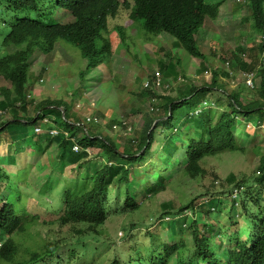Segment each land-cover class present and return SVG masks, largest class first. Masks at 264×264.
I'll return each mask as SVG.
<instances>
[{
    "label": "trees",
    "instance_id": "trees-1",
    "mask_svg": "<svg viewBox=\"0 0 264 264\" xmlns=\"http://www.w3.org/2000/svg\"><path fill=\"white\" fill-rule=\"evenodd\" d=\"M222 2L0 0V78L7 81L0 86V113H10L7 119L0 118V146L9 144L7 152L0 153V192H8L0 199V264L97 263L109 248L108 242L100 239L101 231L97 227L110 217L112 202L121 204L119 210L122 212L139 209L146 199H153L165 191L169 180L178 176L196 178L204 175L201 162L205 157L241 150L237 128L244 129L243 138L253 136L255 139L260 134L259 130L251 133L246 127L251 124L255 128H264V0L239 1L240 7L247 8L250 22L261 35L260 42L248 50L250 61L238 56L236 50H232V57L226 60L224 54L217 52V46L206 50L197 40L207 19L219 16ZM120 7L131 8V19L141 21V28L151 32L144 36L146 40H153L162 33L173 36V44L177 42V46L198 58L200 72H210L211 81L200 85L184 83L185 86H176L168 95H159L158 101L152 103L151 111L142 112L140 127L123 136L109 133L101 123L95 124L94 129L89 126L91 124L75 123L72 103L62 98L36 101L27 97L30 57L36 49L49 53L58 41H67L80 49L88 65L94 67L103 61L106 53H113L112 41L107 36L108 17L115 15ZM67 14L73 19L65 21L60 17ZM116 28L120 29L119 39L126 43L125 28ZM242 49L239 47L240 51ZM177 60L181 62V59ZM218 61L227 62L231 71L236 65L240 66L241 81L235 87L225 81L231 72L217 65ZM161 66L166 70L164 76H178L173 61ZM249 76L252 85L246 82ZM31 108L35 114H30ZM51 114L57 116L53 118L57 127L69 135L65 136L63 132L51 135L46 131L36 137L47 142L46 145L41 142L34 145L39 152H46L52 142L57 145L59 155L48 157L50 172L54 173V168L58 167L55 174L60 175L66 163L81 168L82 161L90 155L99 164L93 174L80 175L81 181L61 186L53 194L50 192L57 184L51 178L53 175L34 190L29 171L32 164L26 171L12 176L2 163L5 161L2 158L9 157L11 160L7 165L17 164L10 148L22 146L15 144V140L28 139L29 126L36 128L39 121ZM116 123L125 127L120 120L106 124L113 127ZM10 138L14 141L10 142ZM73 139L80 146L78 151L73 149ZM92 149L95 150L93 154L89 152ZM182 150L184 155L180 159L176 155ZM36 168L39 170L38 165ZM258 169V174L248 178L238 179L234 173L227 177V184L241 193L239 201L232 198L235 205L231 209L218 213V218L223 217L221 222L229 226L230 231L214 233L219 224L209 219L216 216L213 211L219 207L217 200L209 202L211 207L206 203L198 208L195 199L184 206L171 198L162 202L161 208H170V216L175 217V239L170 243L162 242L148 257L137 254L136 259L116 247L111 264H264V200L260 199L264 194V151L259 157ZM22 173L27 177L18 181L15 176ZM111 189L117 193L112 194ZM255 189L257 193H254ZM29 191L36 194L31 197ZM226 192H215L211 196L229 198L233 191ZM31 198L35 200L31 204L36 212L28 208ZM237 205L241 212L236 211ZM205 208L209 211H204ZM186 209L193 216L189 223L186 222ZM46 210L55 216L42 218L41 212ZM40 223L70 225V230L60 228L52 237H46L40 234L41 229L37 227ZM241 228L246 233L245 239L241 237ZM229 232L231 236L224 241L223 236ZM219 234L222 237L217 241L214 236ZM29 237L31 239L26 240ZM225 245L228 250L224 249Z\"/></svg>",
    "mask_w": 264,
    "mask_h": 264
},
{
    "label": "rangeland",
    "instance_id": "rangeland-1",
    "mask_svg": "<svg viewBox=\"0 0 264 264\" xmlns=\"http://www.w3.org/2000/svg\"><path fill=\"white\" fill-rule=\"evenodd\" d=\"M210 3L217 2L218 0H207ZM220 6L219 16L216 19H207L206 24L199 30L197 40L207 50L212 46H217V52L220 55L224 54L225 59L232 57V50L238 52V56L244 59L251 60L249 55V48L254 44L260 42L261 35L255 30V26L249 20L248 10L245 6L240 7V0H222ZM236 8H239L236 11ZM131 8L120 7L115 15L108 17V34L107 36L112 41L113 53L105 54L102 62L97 63L94 67L88 65V60L84 57L76 46L67 41H58L55 49L52 52L45 53L41 49H36L30 57V70L28 75L27 89L32 98L36 101L41 99L52 98L57 100L64 99L67 103H72L73 112L72 118L75 123H87L94 129L98 123L103 124L106 131L112 134H120L123 136L126 132L140 127L142 112L151 111L153 102L158 101V96L161 94L168 95L177 87L185 86L184 83H192L200 85L203 82L211 81L210 72H200L199 59L190 55L182 47L172 44L175 38L167 33L154 36L153 40H146L144 36L151 34V32L141 28V21H134L130 17ZM65 21L72 20V16L67 14L61 15ZM140 25H137V23ZM117 26L125 28L126 43L119 39L120 29ZM153 36V35H152ZM172 37V38H171ZM242 47V51L239 50ZM247 49V50H246ZM245 54L243 51H245ZM110 55V56H109ZM177 59H181V62ZM173 61L178 76L172 77L166 75V70L162 69V63ZM217 65L230 71L229 77H225V81L229 82V86L235 87L241 76L239 71L240 66L236 65L233 71L229 70L227 62L218 61ZM159 71L162 74L164 85L169 84L168 87L153 88L146 87L145 82L153 78V74ZM181 76L183 78L178 79ZM44 81H41V79ZM82 80V81H81ZM7 84L4 78H0V86ZM182 84V85H181ZM184 84V85H183ZM2 96L0 94V100ZM1 110V109H0ZM30 114H35L31 108ZM0 118L10 116V113L1 114ZM57 118L55 115L48 116L47 119ZM87 117H92L87 121ZM120 120L125 124L121 127L119 123L109 127L106 124L108 121ZM43 130L46 129L47 122L39 121ZM56 124V123H54ZM59 124H62L60 122ZM96 124V125H95ZM29 138L15 140V144L20 143L21 148L12 147L10 150L14 153L13 160H16L15 165H7L11 158L5 157L2 161L6 165V169L11 171V175L26 171L30 168V183L34 190L42 184L45 179L50 175L53 181H57L56 188L51 190V194L57 193L61 186L66 184L70 185L76 181H81L83 177L80 175L93 174L98 168L99 164L94 156L90 155L89 158L82 161L81 168L76 167V164L66 163L60 175L55 174L60 168L55 167L54 173L50 172L48 167V157L52 154L59 155L57 145L55 142L49 144L46 152L38 151L34 148L36 143L47 144L45 140H38L35 136H40L34 129V126H29ZM247 131L254 133L259 130L260 134L252 139L253 136L244 137V129L237 128L239 134L238 144L241 150L225 151L214 156L205 157L201 164L205 168L204 175H199L196 178L189 176H178L170 182L168 188L157 194L155 198L146 199L141 208L134 211L122 212L121 204L112 202L111 215L105 224L98 226L97 229L101 231L100 239L108 242V252L98 258L99 262L94 264H111V259L115 254L116 247L122 249L126 255L130 253L134 259L137 254L142 257H148L151 252L162 242L170 243L176 237L175 233V217L170 216V208L162 209L161 203L166 200L173 199L178 201L180 205H187L191 200L195 199V203L200 208L202 205L211 201L217 200L219 202L218 209L214 210L215 217L212 222H218L215 226L214 233L220 231H230L229 226H225L221 221L223 217L218 218L219 211H227L235 205L232 198L240 200V192L233 190V186L228 185L227 177L230 173H234L238 179L243 177H251L259 173V157L264 151V128L256 127L248 124ZM80 135V133H78ZM253 135V134H252ZM163 135H161V138ZM10 142L14 138H10ZM8 143H3L0 146V153H6ZM91 154L95 150H89ZM184 155L183 150L176 156L182 159ZM8 159V160H7ZM1 163V164H2ZM174 160L169 162L168 166L171 167ZM38 165V168H36ZM73 166V167H72ZM14 168V170H13ZM71 168H74L71 170ZM174 170V169H173ZM170 171V170H169ZM54 175H57L55 178ZM18 181L26 179L24 173L15 176ZM58 177H60L58 179ZM253 178V177H252ZM134 190V187L132 188ZM230 190V197H221L220 195L211 196L217 192L221 194L222 191ZM117 193V190L111 189V193ZM123 191V190H122ZM257 189L254 193H257ZM209 192L208 194H205ZM7 190L0 192V199L7 194ZM31 197L36 194L35 191H29ZM28 196V197H29ZM264 200V194L260 198ZM35 200H29L28 208L36 212L31 204ZM211 207V205H210ZM237 212L239 205L235 206ZM205 208L204 211H209ZM212 209V208H211ZM117 210V212H115ZM200 210V209H199ZM264 211V209H263ZM186 222L189 223L193 216L189 209H186ZM55 214L46 211L41 212L42 218H52ZM240 222H244L241 216L236 215ZM40 218V221H42ZM177 220V219H176ZM242 225V223L240 224ZM38 229H41L40 234L46 237H52L55 231L60 228L70 230V225L61 227L58 223L54 224H39ZM86 227V226H83ZM243 227V226H242ZM37 229V230H38ZM52 231L48 236L49 231ZM249 229H246V231ZM241 237L246 238L243 228L240 229ZM135 233L137 235L130 236ZM231 236L226 234L223 236L224 241L228 240ZM222 236H214V239L219 241ZM27 238L26 240H30ZM229 245V244H228ZM228 245L224 246L228 250ZM220 255V253H219ZM133 259V260H134ZM145 264V263H144Z\"/></svg>",
    "mask_w": 264,
    "mask_h": 264
},
{
    "label": "clouds",
    "instance_id": "clouds-1",
    "mask_svg": "<svg viewBox=\"0 0 264 264\" xmlns=\"http://www.w3.org/2000/svg\"><path fill=\"white\" fill-rule=\"evenodd\" d=\"M171 38H172V37H171ZM173 43H175L174 40L172 41V44H173ZM157 73L159 74V76H160V78H161V80H162V84H161L160 86H157L156 83H155V80H156V77H157ZM162 77H163V76H162V74H161L159 71L155 72V73L153 74V78H152L151 80H147V81L145 82V86H146V87H153V88H155V89H157V88H161V87H168L169 84L164 85V81H163V78H162ZM249 77H250V76H249ZM249 77H247V80H248ZM182 78H183V77H182ZM178 79H180V77H179ZM183 79H184V78H183ZM247 80H246V82L248 83ZM41 81H44V79L42 78ZM248 84L252 85V77H251V83H248ZM27 97L32 98V96H31L30 93L27 94ZM34 99H35V98H34ZM60 99H61V98H60ZM41 100H42V99H41ZM58 108L62 109V108L59 107V106H58ZM47 118H48V116L44 117V119L41 120V121H43V122H44V121L47 122V125H49V126L46 127L45 130H43V128H41L39 124L37 125L36 128H34L38 134L43 135L46 131H48L51 135H56V134H58L59 132H63V133L65 134V136H68V135H69V133H68L67 131H65V130H60V129L57 127V125L54 124L55 122L53 121L52 118L50 119V121H49V119H47ZM91 119H92V117H91V118H90V117H87V121H90ZM83 124H84V123H83ZM37 137H40V136H37ZM73 142H74L73 149H74L75 151H78V150L80 149L79 144L77 143V141H76L75 139H73ZM76 147H77V148H76Z\"/></svg>",
    "mask_w": 264,
    "mask_h": 264
},
{
    "label": "built area",
    "instance_id": "built-area-1",
    "mask_svg": "<svg viewBox=\"0 0 264 264\" xmlns=\"http://www.w3.org/2000/svg\"><path fill=\"white\" fill-rule=\"evenodd\" d=\"M247 81H248V83H251V77H249ZM155 83H156L157 86H160L162 84V80H161V78H160L158 73H157V77H156Z\"/></svg>",
    "mask_w": 264,
    "mask_h": 264
},
{
    "label": "crops",
    "instance_id": "crops-1",
    "mask_svg": "<svg viewBox=\"0 0 264 264\" xmlns=\"http://www.w3.org/2000/svg\"><path fill=\"white\" fill-rule=\"evenodd\" d=\"M35 137H37V136H35Z\"/></svg>",
    "mask_w": 264,
    "mask_h": 264
}]
</instances>
